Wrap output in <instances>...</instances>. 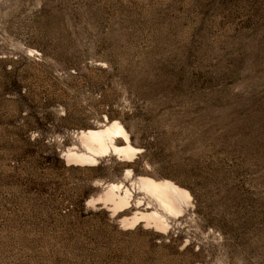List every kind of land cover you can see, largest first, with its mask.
Here are the masks:
<instances>
[{"label":"rangeland","instance_id":"374dc122","mask_svg":"<svg viewBox=\"0 0 264 264\" xmlns=\"http://www.w3.org/2000/svg\"><path fill=\"white\" fill-rule=\"evenodd\" d=\"M113 120L131 157L65 160ZM139 177L189 207L123 225ZM0 264H264V0H0Z\"/></svg>","mask_w":264,"mask_h":264},{"label":"bare ground","instance_id":"6f19581e","mask_svg":"<svg viewBox=\"0 0 264 264\" xmlns=\"http://www.w3.org/2000/svg\"><path fill=\"white\" fill-rule=\"evenodd\" d=\"M78 136L83 151L67 150L64 154L66 161H73L78 165H94L97 163V159L106 152H112L124 158L131 157L134 153V149L128 143L127 132L122 124L116 120L109 121L103 127L97 129L80 131ZM118 136L124 138V145H115L114 139ZM136 183L138 188L149 196L156 208L149 210V212L139 211L129 218L122 219L121 223L123 225H133L139 219H144L154 224L155 227L164 229L167 224L163 213L179 216L181 212L189 207V192L171 180L139 177ZM101 192V196L97 199L102 200L104 203H110L114 212L130 204L131 194L128 188L121 184L108 183L102 188ZM136 203L140 204V201Z\"/></svg>","mask_w":264,"mask_h":264}]
</instances>
